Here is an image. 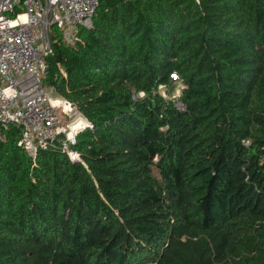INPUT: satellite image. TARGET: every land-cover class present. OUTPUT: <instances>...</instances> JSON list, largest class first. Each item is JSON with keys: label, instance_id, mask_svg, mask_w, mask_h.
Wrapping results in <instances>:
<instances>
[{"label": "trees", "instance_id": "obj_1", "mask_svg": "<svg viewBox=\"0 0 264 264\" xmlns=\"http://www.w3.org/2000/svg\"><path fill=\"white\" fill-rule=\"evenodd\" d=\"M199 2L101 0L75 45L55 31L44 84L94 128L82 162L4 131L0 264H264V0Z\"/></svg>", "mask_w": 264, "mask_h": 264}, {"label": "built area", "instance_id": "obj_2", "mask_svg": "<svg viewBox=\"0 0 264 264\" xmlns=\"http://www.w3.org/2000/svg\"><path fill=\"white\" fill-rule=\"evenodd\" d=\"M100 3L0 0V139L11 124L21 126L19 145L35 157L40 149H49L64 135V152L72 161L82 162L72 146L80 133L94 128L93 124L76 104L54 96V88L45 86L46 59L53 53L55 31L61 32L67 45H75L80 27H93ZM171 79L181 82L177 73H172ZM160 90L166 87L160 86ZM180 96L173 97L175 105L185 110ZM74 117L76 120H72Z\"/></svg>", "mask_w": 264, "mask_h": 264}, {"label": "rangeland", "instance_id": "obj_3", "mask_svg": "<svg viewBox=\"0 0 264 264\" xmlns=\"http://www.w3.org/2000/svg\"><path fill=\"white\" fill-rule=\"evenodd\" d=\"M183 88H184V85H183L181 82H177V83L174 85V87H173L172 96H173V97H176V96L180 95L181 92H182V90H183ZM162 93H163V94L167 93V95H168V92H167L166 90H163ZM167 95H166V96H167ZM54 96H55V95H54ZM76 118H77V117H74L72 120H76Z\"/></svg>", "mask_w": 264, "mask_h": 264}]
</instances>
